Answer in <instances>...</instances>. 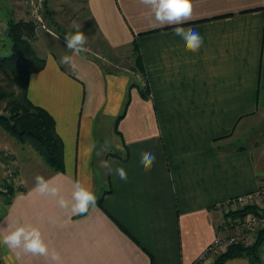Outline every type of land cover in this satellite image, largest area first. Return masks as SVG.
<instances>
[{
  "label": "crops",
  "instance_id": "crops-1",
  "mask_svg": "<svg viewBox=\"0 0 264 264\" xmlns=\"http://www.w3.org/2000/svg\"><path fill=\"white\" fill-rule=\"evenodd\" d=\"M85 3L109 48L138 54L149 92L141 77L106 72L80 53L68 54L75 71L57 54L44 56L28 97L54 117L65 170L24 145L11 158L8 135L0 137L7 149L0 171L14 166L17 190L11 203L0 194V237L37 227L60 260L0 245V264H192L218 233L215 205L264 185V140H256L264 136V0H192L191 20L165 26H154L139 0ZM177 26L203 37L198 52L185 50ZM127 96L118 134L114 123ZM106 118L115 150L100 143ZM145 151L155 155L150 171L140 163ZM101 160L124 167L127 181L106 174ZM37 175L56 179L69 200L78 180L103 207L96 202L72 215L58 196L34 191ZM224 264L252 263L239 256ZM257 264H264V243Z\"/></svg>",
  "mask_w": 264,
  "mask_h": 264
},
{
  "label": "rangeland",
  "instance_id": "rangeland-1",
  "mask_svg": "<svg viewBox=\"0 0 264 264\" xmlns=\"http://www.w3.org/2000/svg\"><path fill=\"white\" fill-rule=\"evenodd\" d=\"M85 2L86 0H0V57L12 54V41L8 35L9 23L12 18L14 20H34L36 22V37L31 41V44L36 53L43 58L45 55L51 53L57 54L61 58L71 52L66 49L63 37L75 31L72 28V24L76 23L81 25V31L87 36L86 47L88 51L80 53V55H83L88 60H92L106 72L126 75L135 82H140L139 78L141 77L143 80L142 84L148 87V80L140 70L138 64V54L134 52V49L120 48L112 50L109 48L106 42L103 41L100 33H98L97 26L90 17ZM37 8L39 9V15L43 18L42 21H37L33 15L34 9ZM1 87L6 92H10V99L13 93L20 92V89L3 72H0ZM7 101L8 97H0V113L6 112L4 109ZM122 104L120 112H122L125 102ZM101 121L102 124H99L100 136L102 137L100 143L104 144V141L107 140L109 141V149L115 150L114 142L111 138H107V127L112 129V123L107 118ZM261 131L263 130L261 129ZM4 135H8L7 140L10 141L11 158L14 155H18L17 151H19V147L21 149L22 145L34 149L39 154L31 144L21 142L0 125V137ZM262 139L264 140L263 135L256 140L259 143L263 141ZM262 147L259 148V153H261ZM6 151L7 149L3 148V145L0 144V160L7 159ZM260 157L263 158L262 155ZM13 167L3 165L4 172L1 173L0 171V180L3 182L2 189L9 185L10 178L15 182L16 175L12 170L14 169ZM11 171L13 176L10 177ZM216 257H213L209 264H213Z\"/></svg>",
  "mask_w": 264,
  "mask_h": 264
},
{
  "label": "trees",
  "instance_id": "trees-1",
  "mask_svg": "<svg viewBox=\"0 0 264 264\" xmlns=\"http://www.w3.org/2000/svg\"><path fill=\"white\" fill-rule=\"evenodd\" d=\"M36 30L34 20L13 18L10 20L8 35L12 41V54L0 57V72H3L20 89V92L13 93L10 99V92H6L3 87L0 88V97H8L4 109L6 112L0 113V125L21 142L31 144L55 171L64 172V143L56 131L55 119L48 110L34 104L28 97L31 75L42 70L46 65L45 58L40 57L31 44L36 37ZM138 64L143 72V64L140 60ZM142 92L144 95L148 94V87L143 86ZM128 105L129 96L114 123L118 134L119 121L124 117ZM6 188L7 190L0 191V194L5 196L7 203H11L17 190L13 184L7 185ZM102 201V198L97 197L96 202L101 207H103ZM263 243L264 228L258 232L255 244L231 245L225 252L217 255L213 264H224L228 259L239 256H246L252 264L260 263Z\"/></svg>",
  "mask_w": 264,
  "mask_h": 264
},
{
  "label": "clouds",
  "instance_id": "clouds-1",
  "mask_svg": "<svg viewBox=\"0 0 264 264\" xmlns=\"http://www.w3.org/2000/svg\"><path fill=\"white\" fill-rule=\"evenodd\" d=\"M140 4L149 9V16L154 19V26L182 25L192 19L193 4L192 0H139ZM33 15L37 21H42L39 9H34ZM74 32L66 34L63 39L66 49L76 54L87 52V36L81 31V25L73 23ZM174 34L184 41L186 51L196 53L203 45V37L192 28L177 26ZM61 63L67 65L71 70H76L73 57L64 55ZM94 148L95 145H92ZM104 150H109V141H104ZM155 162V155L150 152H142L140 163L146 171H150ZM100 167L106 170V174L113 173L120 180L127 181L128 176L124 167H113V162L101 160ZM35 192L41 195L59 197L60 208L69 210L72 215H84L90 208L96 206L97 197L89 186H85L80 181L74 182V191L71 199H66L60 195V186L56 179H45L41 175L35 177ZM55 222V220L53 221ZM0 245H5L10 249H19L23 253H30L34 256H43L53 261L60 260V254L55 249H49L44 242L42 234L37 227L31 225H20L14 230L8 231L6 235L0 237ZM20 255V252H17Z\"/></svg>",
  "mask_w": 264,
  "mask_h": 264
},
{
  "label": "built area",
  "instance_id": "built-area-1",
  "mask_svg": "<svg viewBox=\"0 0 264 264\" xmlns=\"http://www.w3.org/2000/svg\"><path fill=\"white\" fill-rule=\"evenodd\" d=\"M11 179L9 184L14 182ZM215 208L221 214L218 233L192 264H209L213 257L225 252L231 245L250 246L256 243L258 232L264 228V185L221 201Z\"/></svg>",
  "mask_w": 264,
  "mask_h": 264
}]
</instances>
